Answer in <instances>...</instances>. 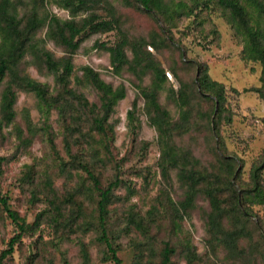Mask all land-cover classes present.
I'll list each match as a JSON object with an SVG mask.
<instances>
[{
  "label": "rangeland",
  "instance_id": "1",
  "mask_svg": "<svg viewBox=\"0 0 264 264\" xmlns=\"http://www.w3.org/2000/svg\"><path fill=\"white\" fill-rule=\"evenodd\" d=\"M15 1L18 18L27 15L30 0ZM158 1L156 12L144 10L134 0H88L89 8L79 10L74 17L55 0H44L39 10L61 20L77 21L90 13L104 19L114 17L130 40L144 39L148 43L146 50L165 70L167 81L158 101L173 121L179 110L167 96L168 87L177 90L181 81L190 85L191 125L187 133L174 137V143L199 161L196 169L217 173L220 182L219 186L214 182V187H228L216 194L224 198L222 206L228 211L223 221L226 229L240 233L233 251L216 244L208 231L211 207L204 189L209 185L197 186L192 202L187 204L184 199L188 187L179 179L177 169L165 173L159 165L158 132L150 124L137 89V84L149 85L150 74L140 80L126 70L115 75L109 53L95 47L97 41L114 42L119 35L117 30L92 34L70 52L48 37L46 23L33 38L37 52L29 48L17 72L46 85L49 93L56 95L58 83L35 56L46 50L55 59L71 57L73 73L68 87L81 93L89 103L99 104V97L92 86L77 81L82 77V66H90L113 86L125 85L126 94L108 119L112 127L109 138L84 124V137L79 142L71 140V152L82 148L79 157L89 162L101 186L115 176L121 180L113 191L115 198L108 206L106 220L121 264H159L164 242L175 249L174 264H264V201L257 203V198H253L257 180L252 176V170L264 157V101L254 90L262 86V63L245 58L250 44L246 27L264 31V0H255L259 6L250 0H238L245 12L243 17L233 15L218 0ZM126 52L131 58V50L127 48ZM198 64L206 66L211 80L224 86L225 98L219 113L212 114L214 97L208 98L207 93L201 95L197 90L194 82ZM10 83L7 74L0 84V93ZM15 89V117L8 125L0 124V157H4L0 163V192L26 223H33L43 213L39 215L38 227L23 234L4 264H63L64 259L68 264H83L80 243L87 248L88 264H114L102 260L106 248L96 240L100 234L97 195L86 173L73 166L60 170L61 162L71 160L62 117L54 107L46 113L33 91L17 86ZM59 101L64 102L61 98ZM66 108V115L88 118L76 101L67 102ZM130 110L133 118L128 116ZM29 127L35 132L30 134ZM18 129L23 138L30 137L29 143L20 141ZM27 167L31 168L30 179L24 175ZM48 181L51 191L47 189ZM228 181L232 183L229 185ZM257 186L264 196V168L259 172ZM233 190L239 191L238 204L228 200ZM129 213L142 220V228L129 223ZM14 233L15 225L0 205V252Z\"/></svg>",
  "mask_w": 264,
  "mask_h": 264
},
{
  "label": "trees",
  "instance_id": "2",
  "mask_svg": "<svg viewBox=\"0 0 264 264\" xmlns=\"http://www.w3.org/2000/svg\"><path fill=\"white\" fill-rule=\"evenodd\" d=\"M144 10L148 12H156L155 1L158 0H134ZM55 2L64 9H67L72 17L81 9H87L88 0H55ZM44 0H30V8L27 15L22 14L18 18V5L15 0H0V84L7 74L10 76V84H7L0 93V124H10L14 117V104L16 102V89L15 86L24 90L33 91L39 98L41 108L46 113L50 111L52 107L56 108L62 117V122L65 125L67 131L66 148L70 155L71 160L64 164L61 162L60 170L65 171L68 167L73 166L75 168H81L87 176V179L91 183V187L96 191L97 200V219L100 234L96 237V240L103 243L106 252L102 257L103 261H111L114 264H121V260L117 255V246L112 240L113 235H110L107 229V217L108 206L114 200V189L119 186L121 180L115 176L105 186H101L98 177L90 169L89 162L87 160L81 161L80 153L81 149L76 150L75 153L71 152L72 145L71 140L84 137L85 132L82 130L84 124L88 125V129H92L105 138H109V132H112V127L108 123L110 114L113 111L114 106L119 100L124 98L126 94V87L124 84L113 86L110 83L104 81L99 73L88 65L81 67L82 77L77 78V81H85L92 86L99 97V104L89 103L88 100L81 94L77 93L75 89L68 87L69 77L73 73V64L71 57H62L55 59L53 55L42 50L40 53H36L35 56L39 59L44 68L51 74H53L55 81L58 83L59 89L56 95L49 93L46 85H43L36 80L30 79L26 76L22 77L17 72V67L25 56L29 48L37 49L38 46L33 43V38L36 32L47 23L48 37L54 40L56 43L64 47L70 52L79 48L81 43L92 34L98 32H105L109 30H117L118 38L108 43L106 41L95 42V47L107 51L109 53V63L112 71L115 75H121L126 70L135 75L139 80L145 74H150L149 85L142 86L137 84L138 94L144 100V107L148 114L150 124L155 127L158 132V145L160 148V160L159 165L163 172H167L169 169H177L178 177L184 183L188 190L185 195V203L190 204L193 200L194 193L197 186L204 184L209 185L204 189L205 196L210 204V211L208 214V231L213 236L214 241L219 246L226 248L229 251H233L239 239V232L236 230L226 229L223 221L228 217V211L222 206L224 201L223 197H219L216 192H223L228 190V187H216L219 186V178L217 173H204L195 168L199 164V161L195 159L189 150L181 149L174 143V137L182 136L189 131L191 125L192 115V88L188 83L180 82V86L177 90H174L172 86L168 87L167 96L171 98L178 108V118L173 121L170 117L169 111L164 108L158 101V95L163 88L164 83L167 81L165 70L155 60L153 54L146 50L148 44L144 39L139 38L130 40L119 28L118 23L114 17L110 19L100 18L94 13H90L88 16L81 20H75L74 18L61 20L56 15L47 12H40L39 6H42ZM250 3L257 4L255 0H250ZM40 4V5H38ZM218 4L223 8H227L233 15L240 17L245 16L244 10L238 0H218ZM244 24L246 22L244 21ZM248 35L250 37V44L248 50L245 53V58L253 61L259 60L262 63V70L260 75V81L262 86L255 88L254 90L259 94L260 98L264 101V31L253 30L246 27ZM262 39V40H261ZM127 48L131 50V58L127 55ZM37 52V50H34ZM176 76V73H173ZM195 85L198 92L206 97L213 96V108L212 114L219 113L222 109V104L225 98L224 86L221 83L213 81L207 74V68L205 65L198 64L196 66V78ZM59 92V93H58ZM210 94V95H209ZM60 96V97H59ZM64 102H60L59 100ZM72 103L76 101L80 109L87 115L81 118V115L72 116V114L66 115L67 108L66 103ZM136 102L133 101V107ZM129 118H133V111L128 112ZM214 127H216V120ZM29 132L32 134L33 128L29 127ZM17 136L23 144L30 142V137L23 138L22 131L18 129ZM50 143L52 140L50 139ZM4 160V157H0V163ZM229 166V164H226ZM264 168V157L253 170L252 176L255 181V187L253 189V198H257V203L264 201V196L258 185L259 172ZM2 171L0 170V176ZM27 179L31 177V168L27 167L24 173ZM215 182V187L213 183ZM232 182L228 181L230 185ZM49 191L52 190L51 184L48 181ZM53 194V192L51 193ZM228 200L232 204H238L240 200L239 191L233 190L229 194ZM52 202V201H51ZM76 205L78 203L74 202ZM0 205L6 212L7 216L11 219L15 225V233L11 236L7 242V247L0 252V264H4V259L7 255L13 253L14 246L21 240L24 233L29 230L36 229L38 227L39 215L33 223L29 224L25 222V219L18 215L17 212L10 208L7 201V196L0 192ZM184 207V203H182ZM80 207L76 209L78 212ZM244 215H247L246 211ZM128 221L136 228H142L143 222L133 214L129 213ZM175 249L168 242H164L163 248L159 253V264H174L172 260V254ZM80 254L83 264L89 263V254L85 244L80 243ZM63 264H68L64 259Z\"/></svg>",
  "mask_w": 264,
  "mask_h": 264
}]
</instances>
